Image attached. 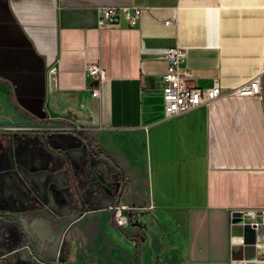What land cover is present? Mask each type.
Here are the masks:
<instances>
[{
	"label": "crops",
	"instance_id": "0c3cea01",
	"mask_svg": "<svg viewBox=\"0 0 264 264\" xmlns=\"http://www.w3.org/2000/svg\"><path fill=\"white\" fill-rule=\"evenodd\" d=\"M106 5L143 7L138 28L124 19L99 28ZM175 12L177 23L166 25ZM175 46L186 49L199 87L264 78V0H0V89L15 124L42 128L13 132L11 163L41 187L67 184L69 166L95 207L115 200L103 180L119 175L122 201L145 209L143 230L112 222L134 248L141 243L135 264H254L242 258L246 233L231 211L264 207V99L225 95L165 118L162 50ZM91 64L104 73L97 97ZM15 198L0 210L17 207ZM99 211L112 221L107 208L86 214ZM22 223L23 251L45 248L56 233L45 217Z\"/></svg>",
	"mask_w": 264,
	"mask_h": 264
},
{
	"label": "rangeland",
	"instance_id": "374dc122",
	"mask_svg": "<svg viewBox=\"0 0 264 264\" xmlns=\"http://www.w3.org/2000/svg\"><path fill=\"white\" fill-rule=\"evenodd\" d=\"M13 114L15 111L9 98L0 89V178L13 180L15 177L18 182L12 186L9 183L3 186L0 184V200L3 201L5 197L13 195L16 198L12 202L14 205L18 204L14 208L4 207L0 212L14 214L21 222L25 221L26 217H45L49 221L50 229L55 231H58L59 227L61 229L48 239L45 248L36 247V253L29 247L21 251L22 241L18 239L22 237L21 233L19 235L14 230L15 219L13 216L5 215L0 218V264H22L23 252H27L33 258V264H108L112 258L125 260L129 258L134 264L140 263V249L134 248L131 239L113 225L105 211L89 215L82 212L84 208L90 213L93 210L107 208L108 205L95 207L86 200L85 195L90 187L81 184L80 175L72 168L68 166L69 181L61 186L41 187L25 175L21 176V173L18 175L20 165L11 163L10 142L15 136L13 132L40 131L42 128L39 124H15ZM120 180L119 175L113 184L107 176L103 180L105 187L114 194V201L120 200L124 191V189L119 191ZM54 192L57 198L52 195ZM26 196L33 198L34 208L23 204ZM63 217L69 218L62 221ZM24 228L26 229L25 226ZM25 232L28 233L27 229L23 231ZM54 246H57V249H53Z\"/></svg>",
	"mask_w": 264,
	"mask_h": 264
},
{
	"label": "built area",
	"instance_id": "2783aa9c",
	"mask_svg": "<svg viewBox=\"0 0 264 264\" xmlns=\"http://www.w3.org/2000/svg\"><path fill=\"white\" fill-rule=\"evenodd\" d=\"M143 7L139 6H118L106 5L98 9V27L111 29L118 27L122 19L126 20L128 28L137 29L143 15ZM177 13L166 20V25L177 23ZM162 54L167 62V69L162 76V96L164 101V117L172 118L201 105L209 104L225 95L234 96H256L264 99V78L256 75L249 81L234 89H224L219 82L215 81L210 87H199L194 83V70L186 65L187 51L180 46L168 47L162 50ZM88 73L95 85L91 86L92 95L97 97L100 94L99 83L104 78V73L100 65L91 64ZM112 213V222L121 229L138 228L143 230L144 224L141 222V214L145 211L142 207L130 205L122 199L108 205ZM248 217L250 218L248 220ZM232 224L237 229L246 223H250L258 233V240L253 245L256 253L264 246V207L260 209H234L231 211ZM241 218L242 223L235 219ZM241 246H245L244 236L239 237ZM246 261V260H245ZM257 264L258 258L249 260Z\"/></svg>",
	"mask_w": 264,
	"mask_h": 264
},
{
	"label": "water",
	"instance_id": "95a60500",
	"mask_svg": "<svg viewBox=\"0 0 264 264\" xmlns=\"http://www.w3.org/2000/svg\"><path fill=\"white\" fill-rule=\"evenodd\" d=\"M113 202H115V201H113ZM87 211H88L87 208L82 209V212H84V213H87ZM5 215L13 216V218L15 219L14 230L16 232H18L19 235L21 233L20 237H23V234H25V233H23V231H24L23 226H22L23 223L20 220H18V218L14 214L1 213L0 212V218L1 219ZM235 221L238 222V223H242L243 222V220L241 218H237V219H235ZM5 222H7V221H5ZM15 228H18V229H15ZM8 230H9V227H8ZM237 230H243L246 233V236L244 235V239H245L246 245L242 246V248H243L242 249V258L244 260H255V259H257V253H256V250H255V247L253 246L255 244V242H256V239H255L256 238V230H255V228L250 223H246L242 227H238ZM248 232H249V235H247ZM6 234H8V233H6ZM11 246L9 248H7V249L10 250ZM20 247L22 248V243H20ZM23 250L24 249H21V251H23ZM35 253H36V251H35ZM23 256H24V254H23ZM23 256L21 257L22 264H24V257ZM262 262L263 261H258L257 264H262Z\"/></svg>",
	"mask_w": 264,
	"mask_h": 264
},
{
	"label": "trees",
	"instance_id": "16d2710c",
	"mask_svg": "<svg viewBox=\"0 0 264 264\" xmlns=\"http://www.w3.org/2000/svg\"><path fill=\"white\" fill-rule=\"evenodd\" d=\"M90 145H91V147H92V150H93V152L95 153V154H106L105 153V151H103V150H98L97 151V149L95 148V147H93V144L92 143H90ZM107 155V154H106ZM121 183H120V187H119V191H121L122 189H123V183H124V181H123V179L121 178ZM136 247H137V249H140V247H141V243L140 242H137V244H136Z\"/></svg>",
	"mask_w": 264,
	"mask_h": 264
},
{
	"label": "flooded vegetation",
	"instance_id": "af4514ba",
	"mask_svg": "<svg viewBox=\"0 0 264 264\" xmlns=\"http://www.w3.org/2000/svg\"><path fill=\"white\" fill-rule=\"evenodd\" d=\"M18 240L22 241L23 238H19ZM20 241H19V242H20ZM23 254H24V259H25V260H28V262L25 263V264H31V263L33 264V263H34L33 258H32L31 256H29L27 252H23Z\"/></svg>",
	"mask_w": 264,
	"mask_h": 264
},
{
	"label": "bare ground",
	"instance_id": "6f19581e",
	"mask_svg": "<svg viewBox=\"0 0 264 264\" xmlns=\"http://www.w3.org/2000/svg\"><path fill=\"white\" fill-rule=\"evenodd\" d=\"M26 197L30 198V201L33 200V198H31V197H29V196H26ZM68 218H69V217H64V218H62V221H66ZM58 229H61V228L59 227ZM55 232H56V233H54V234H57V231H55ZM52 236H53V234H52ZM54 248L57 249V246H54L53 249H54ZM248 264H249V263H248ZM262 264H264V261L262 262Z\"/></svg>",
	"mask_w": 264,
	"mask_h": 264
}]
</instances>
